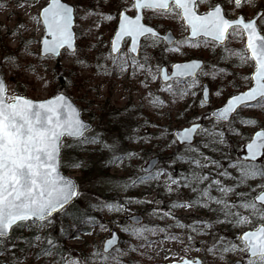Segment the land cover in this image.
<instances>
[{
	"label": "rangeland",
	"instance_id": "374dc122",
	"mask_svg": "<svg viewBox=\"0 0 264 264\" xmlns=\"http://www.w3.org/2000/svg\"><path fill=\"white\" fill-rule=\"evenodd\" d=\"M46 1L39 0L35 7H20L25 0H0L3 5L0 7V57L10 56L16 61L0 60L7 94L43 99L60 90L67 92L85 118L93 121V128L86 135H99L112 148L106 149L101 144L84 145L85 150L79 157L83 167L79 168L69 165L70 161L78 159L73 147L61 148V168L76 178L80 195L66 206L65 211L53 214L50 223L44 222L43 227L36 222L31 227L11 230L9 251L0 255V264H73V261L77 264H165L196 256H200L204 264H232L245 256L233 252L220 259L207 251L213 245L219 247L221 242H235L244 230L259 226L250 212L238 205L242 198L251 199L262 189L264 178L240 183L239 169L231 165L264 167V156L254 166L244 164L240 159L252 132L264 128V108L254 104L245 106L227 123L216 121L208 114L230 93L250 85L249 75L254 62L249 60L241 64L239 57L232 54L246 49L245 38L230 36L224 45L196 39L194 42L199 44L198 47L185 46L181 53L165 51L163 44L147 48L149 41L145 40L139 55L135 56L140 63H145L147 56L145 68L135 74L132 67L121 72L109 57L110 38L118 20L82 17L86 9L115 16L122 0H66L75 6L76 45L86 54L82 58L90 65L82 70L65 49L57 57L40 56L38 41L43 35V25L42 21L34 22L32 17ZM218 1L223 3L230 17L242 12L250 18L259 9L264 12V0H255V7L245 4L240 9H235L228 0H211V3ZM34 2L28 0V3ZM206 8L207 5L202 4L199 10ZM145 13L146 20L162 30L172 29L177 40L187 37L188 31L179 19L153 17L149 11ZM258 26L264 33V21L258 20ZM89 28L91 32H88ZM27 40L37 42L26 45ZM25 47L31 55L25 54ZM132 55L126 40L117 56L129 58L131 63ZM196 57L204 60L196 77L169 82L161 80L158 70L161 65L170 66L175 60ZM97 64L103 65L109 74L98 71ZM221 69L223 73H220ZM204 80L210 84L211 100L202 105L201 84ZM194 81L196 87L189 89L188 85ZM169 85L172 91L166 90ZM181 90H187L188 94L180 95ZM196 120L203 121L196 140L192 144H179L173 130ZM249 120L256 123L249 124ZM219 133L223 134V144L218 143ZM69 143L71 141L65 138L63 144ZM94 149L97 151L89 155L88 151ZM155 154L160 156V162L152 174H163L153 180L144 174L142 165ZM203 177L207 179H201ZM215 181L220 182L219 186ZM219 187L234 191L225 195ZM215 199L226 200L232 212L248 216L253 224L235 227L225 221L220 211L222 206L214 203ZM89 207L90 215L84 216L79 224L70 218L74 208L80 211ZM133 213L141 214L143 220L140 223L129 220L128 216ZM113 229L120 233V243L111 252L104 253L103 240ZM134 229L138 234H133ZM49 239L54 246L48 245ZM45 250H51L52 255H46ZM96 253L99 255H94Z\"/></svg>",
	"mask_w": 264,
	"mask_h": 264
},
{
	"label": "snow or ice",
	"instance_id": "6c2138e0",
	"mask_svg": "<svg viewBox=\"0 0 264 264\" xmlns=\"http://www.w3.org/2000/svg\"><path fill=\"white\" fill-rule=\"evenodd\" d=\"M228 3L233 4L235 9H240L245 4L256 6L255 0H228ZM36 4H39V0H35L34 3H28V0H25L19 6L35 7ZM202 4L207 5V10L200 13L199 7ZM2 6L0 5V7ZM130 10L134 11L133 16L127 14ZM145 11L151 12L153 17L179 19L183 22L185 29L190 31V35L182 40H176L167 32L161 34L157 27L143 22L146 19ZM75 12V8L63 3L62 0H47L32 19L37 24L42 21L43 25V37L38 41L41 45V57L59 56L60 50L65 49L75 58V63L81 65L84 70L90 65L86 59L82 58L86 54L81 53L75 44L72 31ZM230 15L224 12L220 3L213 4L211 0H131L130 3L129 0H122L117 5V15L115 16L110 13L105 14L86 9L82 19L96 16L99 20H118V27L111 40L109 57L112 59L113 66L119 67L121 72L132 67L133 74L135 71L145 68L148 58L145 56V63H140L132 55L130 63L129 58L118 57L117 54L121 52L118 44L124 41L125 37L131 40L129 48L131 54L139 51L141 38L149 41L146 45L147 48H157L163 44V50L181 53L185 46L198 47L199 44L194 42L198 36L211 37L213 43L220 45H224L230 36L246 37V49L232 54L239 57L241 64L247 63L249 60L254 62L255 72L251 80L255 83L248 91L231 95L223 107L215 110L214 117L228 122L231 114L236 112L241 105L254 104L264 108V103H261L264 101V35L259 34L257 26L258 20L264 21V12H258L256 16L248 20L243 16L236 19L228 18ZM96 26L99 27V23ZM91 31L92 29L89 28L88 32ZM36 42L27 40L25 44ZM92 47L94 48L95 45ZM24 51L27 55L32 54L27 47ZM225 51L228 49L225 48ZM109 57L101 58L107 60ZM0 60L16 63L10 56L0 57ZM96 67L98 71L103 70L104 74H109L103 65L97 64ZM175 67L189 70L200 67V63L193 62ZM158 70L162 73V69ZM220 73H223V69L220 70ZM152 78L156 77L152 76ZM164 78L167 80V74H164ZM40 79L44 78L40 77ZM193 87H196L195 81L188 85L189 89ZM166 90L172 91V86L169 85ZM203 91L207 95V90ZM187 94V90L180 91L182 96ZM217 94L219 95V93ZM201 104H204L203 100ZM247 123L255 124L256 122L249 120ZM200 127L199 124L193 123L183 130H177L173 135L180 142H186L200 130ZM90 131V126L80 118L79 110L65 95L58 94L44 102L36 103L19 95L9 96L5 82L0 79V255L9 251L7 245L11 240V230L31 227L36 222H40L39 226L43 227L44 222L50 223L53 214L65 211L66 206H70L80 195L77 184L71 178L61 175L59 171L62 159L61 148L101 144L104 148L111 150L112 146L104 143L99 135H86ZM218 135L220 137L218 143L223 144V134L219 133ZM65 138L72 143L64 145ZM244 147L248 159L255 160L258 156H264V131H257ZM69 165L79 168L83 167V162L70 161ZM152 167L154 168L155 165ZM231 167L239 169L242 182L257 177L264 178V168L257 169L235 164ZM162 174L163 172L149 173V178L156 180ZM220 174L226 175V173ZM201 179H207V177ZM140 180L144 182V177H141ZM172 183H177V181L172 180ZM214 183L218 186L220 184L219 181ZM261 188L264 189V185ZM218 190L225 195L234 191V189L223 187H219ZM203 195H207V193ZM214 203L222 206L220 211L223 212L225 221L233 223L235 227L253 224V220L248 216L232 212L231 206L226 200L215 199ZM238 207L250 212L259 226L242 232L236 237L235 242L229 244L221 242L219 247L213 245L207 251L218 255L220 259H224L228 253L240 252L246 255L237 264H264V191L251 199L242 198ZM29 221L31 224L28 223ZM225 221L218 222L224 223ZM133 234H138L137 230L134 229ZM36 239L39 241L40 237L37 236ZM47 243L54 246L50 239ZM105 245L111 246L112 240L105 241ZM45 254L52 255V252L45 250ZM94 255H99V253ZM104 259L106 261L107 257ZM73 264H77V262L73 261ZM183 264H203V261L184 260Z\"/></svg>",
	"mask_w": 264,
	"mask_h": 264
},
{
	"label": "water",
	"instance_id": "95a60500",
	"mask_svg": "<svg viewBox=\"0 0 264 264\" xmlns=\"http://www.w3.org/2000/svg\"><path fill=\"white\" fill-rule=\"evenodd\" d=\"M62 2H63V3H66V4L70 5V6H72V7L74 8V5L71 4V3H69V2H67V1H65V0H62ZM220 4H221V3H220ZM221 5H222V4H221ZM223 9H224V8H223ZM204 12H205V11H204ZM258 12H262V10H259ZM258 12H257V13H258ZM200 13H203V12H200ZM127 14H128V13H127ZM128 15H129V16H132V15H130V14H128ZM240 16H243V14H239L236 18H238V17H240ZM254 16H256V14H255ZM254 16H253V17H254ZM243 17H244V16H243ZM228 18H229V17H228ZM236 18H232V19H236ZM251 19H252V18H251ZM246 20H248V19H246ZM143 22H144V21H143ZM74 23H75V19H74V22H73V28H72V31H73V33H74L75 44H76V33H75V30H74ZM144 23H145V22H144ZM257 26H258V25H257ZM117 27H118V25H117ZM116 29H117V28H116ZM115 31H116V30H115ZM258 31H259V34H260V35H264V34L261 32V30L259 29V27H258ZM114 34H115V32H114ZM114 34H113V36H114ZM161 34H164V33H161ZM167 34L174 36V35L172 34L171 30H168V31H167ZM189 35H190V33L188 34V36H189ZM113 36H112V37H113ZM125 38H126V37H125ZM174 38H175V37H174ZM209 38H211V37H209ZM111 40H112V38H111ZM124 40H125V39H124ZM141 40H142V38L140 39V43H141ZM123 42H124V41H121V42L118 44V47H119L120 49H121L122 46H123ZM130 44H131V40H130ZM246 45H247V40H246ZM129 46H130V45H129ZM40 48H41V45H40ZM139 48H140V47H139ZM61 50H62V49H61ZM61 50H60V52H61ZM138 52H139V51H138ZM138 52L135 53V55H137ZM193 62H199V63H200V66L202 65V60H200V59H195V58H194V59H189V60H184V61H176V62H174V63L172 64V72L169 73V74L167 73L166 67H165V66H162V73H163V74L161 73V75H162V79H163L164 81H168L171 77H177V76H179V77H182V78H183V77H187V76H194V75L196 74L197 70L199 69V67H198V68H195V69H189V70H185V69H183V68H177V67H175L176 65L191 64V63H193ZM254 72H255V69H254L253 72L251 73V77H252V75H253ZM164 74H167V77H168L167 80H165V78H164ZM0 79H2V80L5 82V84H6V81H5L4 77H3L2 74H1V71H0ZM254 83H255V82L253 81V83H252L251 86H249V87H247V88H245V89H243V90L237 91V92H235V93H233V94H231V95L239 94L240 92L248 91L250 87L254 86ZM6 87H7V85H6ZM204 89L207 90V95H205V92L203 91ZM58 94H63V95H65V96L69 99V101H70V102H71V103H72V104H73V105L79 110V112H80V118H81L85 123H87V124L90 126V128H91L92 125H93V124H92V121L87 120L86 118H84V116L81 114L80 107L76 104V102L74 101V99H72V98H71L67 93H65L64 91H59V92H57L56 94H53V95H51V96H49V97H47V98H44V99H36V98H32V97H29V96H26V95H19V96H22V97H25V98H27V99H30V100H32V101H34V102H36V103H40V102H44V101H46L47 99H50V98L54 97L55 95H58ZM16 95H18V94H16ZM202 95H203V99H204V101H206V102L209 101V99H210V88H209V86H208V84H207L206 82L203 83ZM231 95H229V96L227 97V99L230 98ZM227 99L225 100V102H224L223 104H221V105H219V106H217V107H215V108H213V109L211 110L210 115H211L212 117H214V116H213V113L215 112V110H217V109L223 107L224 104L227 102ZM241 106H242V105H241ZM241 106H239L238 109H239ZM238 109H237V110H238ZM237 110H236V111H237ZM234 113H235V112H234ZM234 113H233V114H234ZM233 114H231L229 120L231 119V117H232ZM214 118H216V117H214ZM216 119H218V118H216ZM218 120H220V119H218ZM193 123L199 124L200 126L202 125V122H201V121L191 122V123L188 124V125H185V126H182V127L176 128V129L174 130V133H175L177 130H183V128L188 127V126H191ZM257 131H264V128H258L257 130H255V131L253 132V134H252L251 137H253ZM195 136H196V133L193 134L192 137L190 138V140H189V141H186V143H192V142L195 140ZM177 140H178L179 143H184V142H180L178 138H177ZM249 141H250V140H248L247 142H249ZM247 142H246V143H247ZM241 156H242V158H246V159H247V152H246L245 147H244V152L241 154ZM260 157H261V156H258L257 159H259ZM255 160H256V159H255ZM158 161H159V156H158V155L152 156V157H150V158L148 159V162H147L145 165L142 166V169H143L144 171H146V172H149V171H151V170L154 169V168L152 167V165H155V166H156V164L158 163ZM145 169H147V170H145ZM59 171H60L61 175L65 176V177H68V178H71V179L77 184L76 179H75L72 175H70V174L64 172V171L61 169V167H59ZM77 188H78V184H77ZM261 191H264V189L261 190ZM261 191H259L256 195L260 194ZM129 218H130L131 220L135 221V222L142 221V219H143L142 215H140V214H136V213L130 215ZM249 230H252V229H247V230H245V231H249ZM245 231H244V232H245ZM107 240H112V245H111V246H106V245H105V241H107ZM105 241H104L103 249H104V251L107 252V251L111 250L116 244H118V242H119V234H118V232H117L116 230H113L111 236L107 237V238L105 239ZM184 260H193V261H197V260H199V261H202V259H201L200 257H198V256L195 257L194 259H193V258L184 257L182 260H172V261H168L166 264H183V261H184ZM238 261H239V260H236L233 264H237Z\"/></svg>",
	"mask_w": 264,
	"mask_h": 264
},
{
	"label": "trees",
	"instance_id": "16d2710c",
	"mask_svg": "<svg viewBox=\"0 0 264 264\" xmlns=\"http://www.w3.org/2000/svg\"><path fill=\"white\" fill-rule=\"evenodd\" d=\"M61 75V74H60ZM58 78H60V80H61V76H59ZM123 110H121V112H122ZM71 143H72V141H71ZM85 147H83V146H76V147H73V149H74V153L76 154V156L78 157V159H77V161H81L80 160V152L81 151H83V150H85L84 149ZM88 151V150H87ZM97 151V149H94L93 151H91V150H89L88 151V153H89V155H90V153L91 152H96ZM99 158H100V156H98ZM91 158V157H90ZM102 161V160H101ZM244 164H247V165H252V166H254L255 164H257V163H253V162H243ZM259 169H262V168H264V167H258ZM85 171H86V168H85ZM88 171V170H87ZM240 181V183H243V182H241V180L239 179V177H238V182ZM125 193V192H124ZM113 196H110V198H112ZM120 202H124L123 200H120ZM90 207L89 208H87L86 210L84 209H80V211L79 210H77V208H74L73 210H72V212L73 213H70L69 214V216H70V218L73 220V222H75L76 224H79L81 221H82V218L84 217V216H87V215H90ZM69 232V231H68Z\"/></svg>",
	"mask_w": 264,
	"mask_h": 264
},
{
	"label": "flooded vegetation",
	"instance_id": "af4514ba",
	"mask_svg": "<svg viewBox=\"0 0 264 264\" xmlns=\"http://www.w3.org/2000/svg\"><path fill=\"white\" fill-rule=\"evenodd\" d=\"M134 13V12H133ZM145 14V16H146V13H144ZM146 23H149V24H151V25H154V26H158L157 24H154V23H151L150 21H147L146 19L144 20ZM160 30L161 31H166V30H162L161 28H160ZM198 39H201V38H198ZM202 39H204V38H202ZM126 40H128V43H129V39H126ZM177 40V39H176ZM145 41V39L144 38H142V41H141V47H142V44H143V42ZM210 41H212V40H210ZM126 42V41H125ZM125 44V43H124ZM109 48H110V44H109ZM141 50V49H140ZM196 58H199V57H196ZM201 58V57H200ZM187 59V58H186ZM180 60H184V59H180ZM203 68V67H202ZM198 75V74H197ZM203 82V81H202Z\"/></svg>",
	"mask_w": 264,
	"mask_h": 264
}]
</instances>
